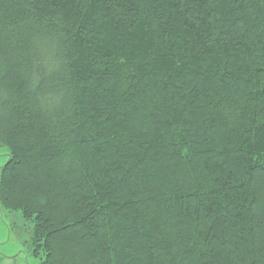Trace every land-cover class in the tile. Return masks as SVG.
I'll list each match as a JSON object with an SVG mask.
<instances>
[{"label":"trees","instance_id":"obj_1","mask_svg":"<svg viewBox=\"0 0 264 264\" xmlns=\"http://www.w3.org/2000/svg\"><path fill=\"white\" fill-rule=\"evenodd\" d=\"M0 145L40 264H264V0H0Z\"/></svg>","mask_w":264,"mask_h":264},{"label":"rangeland","instance_id":"obj_2","mask_svg":"<svg viewBox=\"0 0 264 264\" xmlns=\"http://www.w3.org/2000/svg\"><path fill=\"white\" fill-rule=\"evenodd\" d=\"M8 159V150L0 145V168ZM31 225L20 212L8 211L0 205V264H40L31 254Z\"/></svg>","mask_w":264,"mask_h":264}]
</instances>
